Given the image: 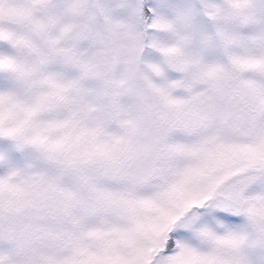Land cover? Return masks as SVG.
Listing matches in <instances>:
<instances>
[{"label": "snow or ice", "instance_id": "obj_1", "mask_svg": "<svg viewBox=\"0 0 264 264\" xmlns=\"http://www.w3.org/2000/svg\"><path fill=\"white\" fill-rule=\"evenodd\" d=\"M0 264H264V0H0Z\"/></svg>", "mask_w": 264, "mask_h": 264}]
</instances>
